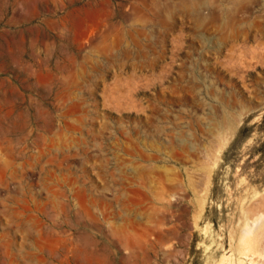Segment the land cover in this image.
Returning <instances> with one entry per match:
<instances>
[{
    "label": "rangeland",
    "instance_id": "obj_1",
    "mask_svg": "<svg viewBox=\"0 0 264 264\" xmlns=\"http://www.w3.org/2000/svg\"><path fill=\"white\" fill-rule=\"evenodd\" d=\"M0 264H264V0H0Z\"/></svg>",
    "mask_w": 264,
    "mask_h": 264
}]
</instances>
